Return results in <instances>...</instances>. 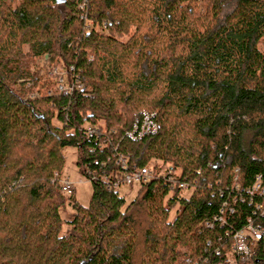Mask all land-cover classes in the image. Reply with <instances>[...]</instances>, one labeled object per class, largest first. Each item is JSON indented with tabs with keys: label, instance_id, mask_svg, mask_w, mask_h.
<instances>
[{
	"label": "trees",
	"instance_id": "1",
	"mask_svg": "<svg viewBox=\"0 0 264 264\" xmlns=\"http://www.w3.org/2000/svg\"><path fill=\"white\" fill-rule=\"evenodd\" d=\"M83 1L0 0V264H224L228 232L264 230L247 193L264 188V0H87L86 20ZM30 57L84 89L33 96ZM145 111L158 133L129 140ZM68 148L87 207L63 191ZM120 156L154 174L129 204L105 180ZM240 264H264V238Z\"/></svg>",
	"mask_w": 264,
	"mask_h": 264
},
{
	"label": "built area",
	"instance_id": "2",
	"mask_svg": "<svg viewBox=\"0 0 264 264\" xmlns=\"http://www.w3.org/2000/svg\"><path fill=\"white\" fill-rule=\"evenodd\" d=\"M87 0H84L79 9L82 12L81 19L86 20L87 18ZM58 69L56 70V72ZM70 71H74L73 68ZM84 85L79 75L70 76L67 72V75L63 74L58 81V94L65 96H71L76 91H82ZM159 131V124L157 120V114L155 112H142L136 118L133 127L130 131L125 134V137L131 141L137 142L140 141L143 137L149 135H155ZM86 132L90 138H93L97 131L93 127H88ZM117 166L121 167L125 172L122 178L116 176L112 173L110 176H106L105 180L112 183V188L118 190L122 186L133 187L135 184H142L150 181L154 178V174L147 168H139L137 166L129 167L127 158L120 156L117 160ZM169 175V174H168ZM112 178V179H111ZM113 178L115 181L113 182ZM172 179V178H171ZM63 191L67 194L73 192L74 184L70 183L68 180L62 181ZM184 191L189 190V186L186 183H182L179 186ZM247 193L250 196L259 194L260 197L264 198V188L261 186V180L258 179L257 182L247 189ZM257 209L260 212H264V205H258ZM219 223L221 226L226 224V219L224 217H214L212 220H207L199 225L198 231L203 229H212ZM227 238L231 239L232 243L229 247L230 251L226 255L224 264H240L244 262L247 258L253 256L256 251L258 241L261 238H264V230L259 227H255L253 223L249 222L242 230L236 232H228L226 234ZM186 264H192L190 260L186 261ZM199 264V263H195Z\"/></svg>",
	"mask_w": 264,
	"mask_h": 264
},
{
	"label": "rangeland",
	"instance_id": "3",
	"mask_svg": "<svg viewBox=\"0 0 264 264\" xmlns=\"http://www.w3.org/2000/svg\"><path fill=\"white\" fill-rule=\"evenodd\" d=\"M19 1V0H17ZM204 4H199L200 13L204 11ZM23 52L26 54L29 53V47L26 46L23 49ZM30 64V71L32 74L31 81L36 83V87L33 90L32 95L37 97L38 95H43L48 93L49 91L57 92L58 93V81L61 75H67V71L64 69L62 70L60 67L57 68L58 71L56 72V67H51L48 62L44 60V58H34L30 57L29 59H25ZM27 79H25L26 81ZM20 82V81H19ZM33 87V85H32ZM17 91L21 90L22 88L16 87ZM66 155V165L63 170V180H68L70 183L74 184V198L78 202V204L82 206H89L90 200L93 193V187L90 181L85 179L79 171V167L77 165L78 157L75 148H68L65 151ZM140 184H135L133 187L122 186L120 194L125 197L126 203L129 204L138 194L140 189ZM177 207L171 210L170 220H173L175 217V210ZM74 209L72 206H67V209L61 213V216L64 221L71 220L73 218ZM147 226V225H146ZM142 229V228H141ZM64 233H67V226L64 227ZM139 251L137 254V261H141L145 259V252L146 244L144 240L140 241ZM182 247H179L181 250Z\"/></svg>",
	"mask_w": 264,
	"mask_h": 264
}]
</instances>
